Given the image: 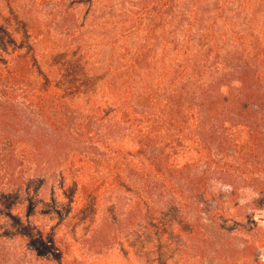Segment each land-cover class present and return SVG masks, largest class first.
Returning <instances> with one entry per match:
<instances>
[{"label":"rangeland","instance_id":"1","mask_svg":"<svg viewBox=\"0 0 264 264\" xmlns=\"http://www.w3.org/2000/svg\"><path fill=\"white\" fill-rule=\"evenodd\" d=\"M8 70L16 115L0 149L17 161L11 184L0 173V264H264L252 188L249 204L237 201L252 216L228 200L220 222L235 249L262 240L258 261L202 257L169 216L168 174L149 165L204 166L192 116L203 88L227 95L225 84L244 81L264 97V0H0V91ZM39 98L62 109L31 106ZM46 116L66 118L64 133ZM139 182L156 188L157 205Z\"/></svg>","mask_w":264,"mask_h":264},{"label":"trees","instance_id":"2","mask_svg":"<svg viewBox=\"0 0 264 264\" xmlns=\"http://www.w3.org/2000/svg\"><path fill=\"white\" fill-rule=\"evenodd\" d=\"M12 73L8 70L1 75L11 82L0 91L1 95L5 96L0 98V140L2 134H11L10 128L15 123H12L16 115L13 114L16 113L15 105L6 93L9 91L11 94L14 91L13 81L17 76ZM225 85L230 88L227 95L218 94L222 85L216 84L209 93L203 88L198 97H193L196 99L192 101V116L193 119L199 120L202 129L195 137L194 151L199 158L198 163L204 166L198 168L199 170L195 169L196 167H192L193 170L186 167L173 171L166 162L161 165L155 160V163L149 165L159 171L162 177L168 174L170 186L165 191L169 196V216L172 221L173 215L178 218L181 231L187 234V239L193 244V252H197L196 255L216 256L220 259L234 256L236 259L257 262L258 243L262 240L256 244L242 242L241 248L235 249L231 238L233 234L227 232L220 219L225 220L222 206L228 200L236 205L233 208L237 209L235 216H242L246 220L252 216L253 211L243 214L241 207L237 206V201L239 205V201L249 204V201L245 200L248 198L249 193L246 192L249 188H252L255 193L253 194L258 197L257 204H264V180L260 178L264 174V97L254 100L250 95L251 88L244 81L234 88L231 84ZM41 91L40 93L45 95L51 92L49 88ZM31 106L39 110L49 107L50 110L62 109L60 101L49 104L41 98L39 103ZM237 117L240 124L235 123ZM44 119L49 122L53 131L64 133L66 118L51 120L52 118L46 116ZM225 123H231V126L235 125L237 128L242 127L247 138L244 145L237 144L236 134L231 132L232 129H223ZM63 137L71 142V135ZM16 157L13 148L0 149V173L9 184L14 181L13 164L17 161ZM165 165L167 169L163 168ZM133 182L134 179H131V183ZM137 186H140L137 190L148 195L149 199L153 200V205H157L156 201H159L161 196L157 200L158 195L154 193L157 190L154 186L150 187L145 182H139ZM160 194H165L164 190H161ZM256 201L250 203L254 204ZM145 206L150 210L148 204ZM243 227L244 224L241 228ZM24 234L26 235V232ZM31 235H35L32 230L28 232V238L35 245L45 243L44 236Z\"/></svg>","mask_w":264,"mask_h":264}]
</instances>
